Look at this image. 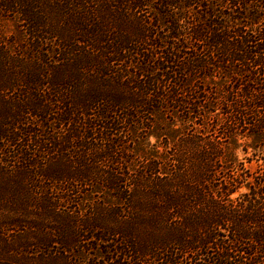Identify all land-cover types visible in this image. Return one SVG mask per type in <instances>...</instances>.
Segmentation results:
<instances>
[{"label": "trees", "instance_id": "16d2710c", "mask_svg": "<svg viewBox=\"0 0 264 264\" xmlns=\"http://www.w3.org/2000/svg\"><path fill=\"white\" fill-rule=\"evenodd\" d=\"M4 12L28 46L0 52V238L34 230L37 210L55 225L37 244L47 257L0 240V264H264V0H0ZM140 132L178 146L158 153ZM120 188L136 208L113 202ZM83 232L90 252L73 250Z\"/></svg>", "mask_w": 264, "mask_h": 264}, {"label": "rangeland", "instance_id": "374dc122", "mask_svg": "<svg viewBox=\"0 0 264 264\" xmlns=\"http://www.w3.org/2000/svg\"><path fill=\"white\" fill-rule=\"evenodd\" d=\"M24 29H25V27L17 19L16 15L13 14L12 12H4L0 16V52L1 51L10 52V60L14 56L13 52L18 53L22 49H27L28 39L26 38V33H25ZM157 124L161 127H164V125L167 124L173 128H181V121H179L176 117H172L169 114H166V115L163 114L162 119L158 120ZM23 126H24L23 124L19 125L20 128H22ZM31 126L33 127L34 125H31ZM185 126L186 127L190 126L187 128L193 129L191 122H189ZM149 130H150V132L152 131V129H149ZM19 131L20 130L18 129V132ZM142 138H144L143 141H141ZM135 139H136L135 140L136 142L141 141L143 143V145L145 147L149 148L150 150L158 151V153L166 152L167 155L173 153L178 146V145L176 146V144H168L169 147L165 149V146H167V144L163 145L165 137L157 139L153 135H147V136L143 135L142 136V132H140L139 136ZM19 143H21V142H16V144H19ZM180 143H181V139H180ZM5 144H7V143L4 140L0 141V147H3ZM124 144L126 146H128V148H131V147H135L136 143L133 141H130V139L128 140L126 138ZM5 148L7 151H10V152H12L14 149L12 146H5ZM236 152H237L239 159H243L244 161H246L247 157H251V152L249 149H248V152H244L241 148H238ZM126 154L128 156L127 158L129 160V162L136 164L135 167H139L141 165L142 159L138 156V152L132 151V150H126ZM172 163L173 162L167 161V164L166 165L164 164L165 170H167L168 173L170 172L173 176L175 174L176 175L181 174V170L175 169L176 166ZM245 165L247 167L254 169L256 167V162L254 160H251L250 163L245 162ZM117 166L120 167L121 164H118ZM86 188L89 189V186H84L80 189L82 191H84ZM122 189L123 188H120L119 191H115V190L113 191V194L115 196L118 194L121 195V198H118L117 200L114 199L113 202H117L118 203L117 206L122 207V210L123 209L133 210L137 206L138 198H134V193L129 192L128 189L126 192H123L124 190L121 191ZM81 195L82 194L79 193V194H77L76 197H81ZM92 198L96 202L101 201L100 203L101 204L103 203V200H102V198H100V195L95 194L92 196ZM102 205H103V209L106 208V207H104V204H102ZM66 206L70 207V211L68 209L69 207H65L63 209L69 211L70 213L73 212V213L69 214L68 217H70V218H75V217L77 218L79 216L78 215L79 213L84 215V216L89 215V211H87L85 209L86 207H83L82 210H79L80 207H71L72 206L71 204H67ZM1 213L2 212L0 211V217H1ZM47 215L48 214H46V213L41 214L38 210L36 212L28 213L27 214V217H28L27 221H30L32 223V225L35 226L34 230L27 229L28 224L22 223V225H20L19 227H16L15 230L11 231L12 233L6 234V236L3 238H0V240L4 244H7V245H10L12 243H13L12 245H18V249H16L15 247H12V251H14L16 254H18L19 258L21 257L27 261H30V262L34 261L35 263H37L38 258L43 257V256L47 257V251H43V247H42V249H39V245H37V244H39L38 243L39 239L41 237H43L45 234H47L48 232L53 230L52 228L47 229L46 226L54 227V225H55L54 223L49 221L50 219H47L48 220L47 225L39 224L38 218L43 217V219H45V218H48ZM52 218L54 220L55 217L52 216ZM101 222H110V220L107 219V217H104L101 220ZM62 226H63V228H66V227H69L70 224L63 223ZM17 231L20 232L21 237H23L26 240H24L23 238H20L18 240L19 233H17ZM67 233H69V232H67ZM80 234H81V236L78 237V242L76 244V246H78V248H76V246H75V247H73V250L77 251V249L81 248V245L84 244L83 245L84 250L86 251V249L90 248L88 250V252H90L91 246L93 245L92 243H94L95 241L93 239L85 240L86 239L85 235H87L85 232L80 233ZM84 240H85V242H82ZM100 244L102 245L104 243L100 242ZM30 245H33V246L28 248ZM55 247H57V246H54L53 250L55 249ZM34 249H37L38 252H34ZM13 255H15V254L13 253ZM32 255L34 257H36V260L33 259ZM72 255H75V254L73 253ZM14 257H17V256L15 255ZM53 257H54V254H53ZM0 258H5V256L0 255Z\"/></svg>", "mask_w": 264, "mask_h": 264}]
</instances>
